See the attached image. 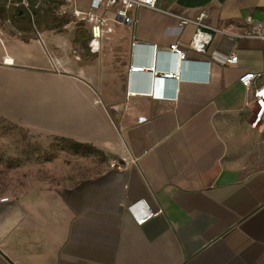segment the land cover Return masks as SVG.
<instances>
[{"label": "crops", "instance_id": "obj_1", "mask_svg": "<svg viewBox=\"0 0 264 264\" xmlns=\"http://www.w3.org/2000/svg\"><path fill=\"white\" fill-rule=\"evenodd\" d=\"M74 2L85 11L90 0ZM25 4L7 19L0 14V118L49 128L44 111L35 118L34 100H48L50 85L36 84L33 73L52 65L55 47L81 86L58 88L52 125L102 152L109 166L71 186L0 188L9 200L0 202V264H264V114L250 126L256 108L238 83L253 73V85H264V0H160V10L190 20L205 13L203 22L224 32L205 54L189 49L193 24L178 28L149 9L133 14L131 28L114 25L96 50L82 22L89 54L124 48L123 76L111 92L109 76L80 65L89 54L69 58L63 37L35 27L37 13H56L59 4ZM256 23L262 38L247 37ZM173 43L185 52L181 62L168 51ZM230 54L237 63L222 64ZM132 64L145 71L131 74ZM153 66L179 67L185 79L153 78ZM137 202L158 214L137 224L129 209Z\"/></svg>", "mask_w": 264, "mask_h": 264}, {"label": "rangeland", "instance_id": "obj_2", "mask_svg": "<svg viewBox=\"0 0 264 264\" xmlns=\"http://www.w3.org/2000/svg\"><path fill=\"white\" fill-rule=\"evenodd\" d=\"M23 1L31 4L32 0H0V14L7 19L11 12L25 10ZM51 1L66 8L75 5V0ZM78 1L80 4L85 2ZM57 11L49 12L50 15L37 13L34 16L35 27H41L37 23L43 24L46 36L63 37L68 43L66 53L69 58L74 53L89 54L83 50L85 33L82 22L69 14L58 15ZM52 50L53 54L50 52L49 55L52 65L47 69L35 68L33 73L35 83L43 80L50 85L48 100L38 97L34 100L35 118H40L37 113L44 111L46 120L50 123L49 128L43 130L41 125H21L0 118V188L5 191L24 188L29 184L43 187L71 186L83 178L100 174L109 166L102 152L89 144L75 145L77 142L61 137L56 126L52 125L53 121L56 124L58 88L81 86L75 74L65 68L64 52H58L55 47ZM106 53H112L113 57L110 60L102 59ZM80 65L93 66L92 73L95 77L109 76L112 79L111 84L105 86L111 92L113 84L119 83L123 76L124 48L121 44L112 50L104 47L100 54L81 57Z\"/></svg>", "mask_w": 264, "mask_h": 264}, {"label": "built area", "instance_id": "obj_3", "mask_svg": "<svg viewBox=\"0 0 264 264\" xmlns=\"http://www.w3.org/2000/svg\"><path fill=\"white\" fill-rule=\"evenodd\" d=\"M159 1L160 0H90L88 8L85 11H80L74 5L72 7L70 6V8L61 6L57 9V14L61 16L69 14L75 20L88 24L90 30V40L88 45L91 49L95 50L100 48L101 38L113 32L114 25H121L131 28L136 23V19L133 14L141 8L149 9L175 18L177 20L178 28H182L188 24H193L195 26V30L191 36L189 49L197 54H205L213 39L214 33H224L222 30L209 27L203 22L206 17L205 13H201L194 20H190L172 12H165L158 9L157 5ZM23 3L24 2H22V4ZM24 7L27 8L28 5L24 3ZM108 11L112 12V15L109 17L106 16ZM28 12L30 13V11ZM260 27L261 24L256 23L254 29L245 35L247 37L262 38L258 32ZM135 44L136 43L133 42L132 46ZM168 51L175 55L179 62L184 60L185 52L178 46L177 43L170 44L168 46ZM5 62H7L6 59L3 61V63ZM221 63L236 64L237 56L235 54L227 55L223 58ZM145 68V66L132 64L129 67V72L131 74H140L145 71ZM149 69H151L149 72L152 74L153 78H161L163 80H180L178 76L179 67L174 72H159L155 66ZM258 77L259 74L244 73L238 78V83L246 90L251 91L252 101L250 103L254 104L256 108L253 121L250 124V126L253 128L257 125L264 114V85H253L255 79ZM149 94H154V90L151 89ZM144 121L145 118L140 119V122ZM116 168L119 169V167ZM8 201L9 200L7 197L0 198L1 203ZM136 205H138V211L133 210ZM129 209L137 224H143L149 218L158 214V212L152 213L147 208H144L143 204L140 202L131 205Z\"/></svg>", "mask_w": 264, "mask_h": 264}, {"label": "bare ground", "instance_id": "obj_4", "mask_svg": "<svg viewBox=\"0 0 264 264\" xmlns=\"http://www.w3.org/2000/svg\"><path fill=\"white\" fill-rule=\"evenodd\" d=\"M178 76H179V79H185V78H183V77L180 75V69L178 70Z\"/></svg>", "mask_w": 264, "mask_h": 264}, {"label": "trees", "instance_id": "obj_5", "mask_svg": "<svg viewBox=\"0 0 264 264\" xmlns=\"http://www.w3.org/2000/svg\"><path fill=\"white\" fill-rule=\"evenodd\" d=\"M75 145H78V146H79V145H81V144H79V143H76Z\"/></svg>", "mask_w": 264, "mask_h": 264}]
</instances>
